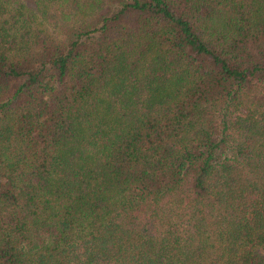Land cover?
Returning <instances> with one entry per match:
<instances>
[{
  "label": "trees",
  "instance_id": "1",
  "mask_svg": "<svg viewBox=\"0 0 264 264\" xmlns=\"http://www.w3.org/2000/svg\"><path fill=\"white\" fill-rule=\"evenodd\" d=\"M0 264H264V0H0Z\"/></svg>",
  "mask_w": 264,
  "mask_h": 264
}]
</instances>
